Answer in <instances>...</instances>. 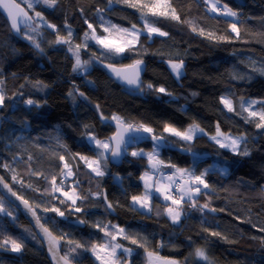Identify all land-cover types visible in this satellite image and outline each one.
<instances>
[{
  "label": "trees",
  "instance_id": "trees-1",
  "mask_svg": "<svg viewBox=\"0 0 264 264\" xmlns=\"http://www.w3.org/2000/svg\"><path fill=\"white\" fill-rule=\"evenodd\" d=\"M16 1L35 25L19 37L0 11V92L5 98L0 106V173L62 241L63 255L74 264H99L90 249L106 230L115 233L112 226H118L138 228L147 237L149 251L178 264H201L195 259L197 248H204L214 264H264V128H257L259 117L245 110L247 100L254 99L260 102L256 108L264 111V0H219L218 9L223 11L226 4L238 13L236 17L212 11L208 0H170L180 20L150 17L168 33L151 37L143 30L140 11L123 0H57L53 7L43 0ZM29 2L33 8H28ZM89 23L99 35L110 25L128 29L136 25L141 36L119 56L85 39L86 32L91 36ZM233 23L239 35L232 31ZM69 30L73 51L68 44L55 42L58 34L67 37ZM77 44L81 61L88 64L73 71ZM126 59L146 64L139 90L122 85L100 65H119ZM180 61L184 72L176 79L168 64ZM161 87L166 91L159 92ZM222 98L232 102L233 111L225 108ZM29 99L35 103L28 105ZM113 116L128 126L152 128V135L135 140L120 166L111 163L110 152L102 165L104 176H97L80 156L97 158L99 150L89 137L111 140L117 122ZM193 124L205 133L193 141L163 131L165 125L183 131ZM217 126L222 133L244 136L239 151L249 154L232 153L214 143L210 137ZM153 136L164 139L156 141ZM156 146L159 160L172 163L176 174L177 169L196 175L207 172L209 188L193 198L196 206L191 200L181 202L183 216L177 224L167 214L173 204L164 195H153L150 214L133 204V196L145 193L141 177L152 169L146 154ZM135 150L143 155L133 156ZM65 163L74 175L66 180L83 197L76 205L64 200L60 191L52 192L53 177L58 185L67 171ZM205 204L208 207L201 210ZM0 206L7 212L0 213V247L8 248L12 240L22 244L19 255L1 253L0 264H52L30 222L1 194ZM75 221H84V227L73 225ZM69 241L85 247L72 251L75 244ZM117 242L133 249L127 261L146 264L145 249L121 238Z\"/></svg>",
  "mask_w": 264,
  "mask_h": 264
},
{
  "label": "snow or ice",
  "instance_id": "snow-or-ice-1",
  "mask_svg": "<svg viewBox=\"0 0 264 264\" xmlns=\"http://www.w3.org/2000/svg\"><path fill=\"white\" fill-rule=\"evenodd\" d=\"M36 3H39V0H35ZM112 0H109V3H111ZM43 3L48 5L49 7L55 6L57 3V0H43ZM123 3L128 5L129 7H132L134 9H137L140 11L141 19L143 21V30H145L149 37H151L153 34H158L160 36H167L168 33L161 31L159 27H156L154 22L150 19V17H170L171 19L180 20L179 15L176 14L175 8H172L170 0H123ZM219 3V0H215V2L212 5V11H219L217 4ZM0 6H2L6 11L8 17L11 19V26L13 29L19 31L18 27V18H24L25 20L30 19V17L27 16V13L23 12L22 9H20L19 5L14 2V0H0ZM28 8H33L34 4L32 2L28 3ZM169 9L171 11H169ZM146 10V11H145ZM223 14L226 16L236 17L238 13L236 11H233L231 8H229L226 4L223 6ZM35 15L37 17L41 16V13L36 12ZM101 20L103 18L101 17ZM87 23V21H85ZM48 27L55 29V25H48ZM88 28L91 30V36H89V33H85V39H92L95 40L97 44H99L102 48L106 49L110 53L114 54H122L126 50H131V46H133L136 41H138L139 36L141 34V29H137L136 25H132L131 29L128 28H118L116 25H110L109 27H103V32L108 33V35H98L96 32V29L93 27L92 24H88ZM232 31L237 33L239 35V29L237 28L236 24L233 23L231 25ZM196 29L193 28V31ZM201 34L203 33V29L200 30ZM211 35V34H209ZM71 37L72 32L71 30L68 31L67 37L57 35L56 43H64L69 45V51H73V47L71 46ZM27 39H31L30 36H26ZM220 39H224V37H220ZM35 47L40 48L39 44H35ZM84 47H87V44L84 45ZM81 48V45L77 44L75 45V51L74 55L76 57L75 65L73 66V71H76L79 68H83L88 64V61H81L79 50ZM143 63L141 60H136L133 64L126 65L122 69L117 70L114 66L110 65L113 69V71L116 73L118 77H121L127 81L129 84H136L137 86H140V80H139V73L142 71L140 65ZM170 67L172 71L176 74L177 78H179L182 75V69H183V61H180L179 63H170ZM149 88L152 87L151 84L148 85ZM159 92L163 93L166 91L163 87L158 89ZM83 96V93H81ZM4 96L0 94V106L4 104ZM222 102L224 103L225 107L228 109V111H233L232 102L228 100L227 98H222ZM28 105H33L35 101L29 99L26 101ZM256 101H251L249 104V107H251L253 104H255ZM99 106H97L98 108ZM243 108V104L241 105ZM247 110V109H245ZM249 115L251 117H259L258 123H256L257 128H264V111L256 112V111H250ZM113 120L117 121V127L118 129L122 127V120L118 116H113ZM131 126H129V129ZM140 128L143 129L144 132L152 133V128L145 127L143 125L140 126ZM139 130V129H137ZM164 132L170 133L171 135L178 136L183 140H191L193 139V136L197 131L203 132V129L199 128V125L193 124L189 126V128L181 131L177 129L176 127H173L171 125H165ZM111 140L116 141V147L111 149V155L115 158L121 155V144L124 143L122 134L118 131L116 136L110 138ZM153 140L160 141L163 140V136H153ZM211 139L215 140L218 144H220L221 147H227L230 148L233 152L242 154V155H248L249 153L245 149L242 153L239 151L240 144L244 141V137H232L230 135H226L221 132L219 126H217L216 135L212 136ZM89 142H94L95 145L103 149L104 151L97 153L96 159H89L86 156H80V159L83 160L87 166L94 172L97 176H104L105 172L102 167V161L103 165L106 166V158L104 156V153L109 151V142L108 141H101L99 139H96L95 136L89 137ZM133 156H142V152H133ZM149 155V162L152 165L153 168H156L157 165L162 164V161H159L158 159H155L154 154L150 153ZM31 159V157H29ZM59 159L63 160L64 157L60 156ZM3 167L7 168L8 165L5 164ZM64 167L68 169L66 176L73 175L69 165L65 163ZM174 167V166H173ZM178 172L181 173V175H187L189 177L188 182L183 187H177L176 191L179 193V199H176L172 195L165 194V200H171L173 205L179 206L182 201H184L185 197H187L189 200L192 201V206L195 205V201L193 199L194 194H198L201 191L200 185H203L204 188H209V184L205 181L204 177L207 175V172H202L199 175H196L194 171L188 170V169H177ZM13 179L15 180L16 177L14 176ZM141 179L146 180L145 188L148 189L151 187L147 183V179H150V177L147 176V173L144 177H141ZM3 182V178L0 177V183ZM194 185V186H193ZM4 187L8 188L7 184H4ZM170 190V189H169ZM165 190V191H169ZM9 191H11V188H9ZM61 191V188L56 185L55 183V177H53L52 180V192H59ZM157 191H161V189H157ZM15 195V193H13ZM63 195L67 198V200L71 201L73 205L76 204V201L78 199H82L83 197H80L78 194L73 192L72 194H69L68 192H64ZM19 198V197H18ZM132 200L136 203H139L141 207H148V193H146L143 196H133ZM26 207H30L28 204V201H23ZM61 203H64L62 200ZM109 208H112L111 204H108ZM208 205L205 204L202 206L201 210L203 208H207ZM76 211H81L79 207L75 209ZM6 210L0 206V212H5ZM51 211L56 212L60 216H64V212L61 211L59 208H52ZM168 216L171 218L173 223H178L181 219V211L179 210V207H169L166 209ZM214 211V209H213ZM8 215H11V213H8ZM33 215H35V212H33ZM80 223H84V221H80ZM43 227V226H41ZM99 227V225H97ZM108 226H105L104 228H101V231H105V228ZM116 227V226H112ZM44 232L49 237V251L53 252V258L55 259V253L59 251V242L58 240L52 236V234L48 231L47 228L44 229ZM119 235L124 236V238L130 239L132 244H137L138 241L136 239H133L131 237H128L125 234V230L123 228H120L118 231ZM105 235L110 237V240L107 243L102 244H93L91 247V251L93 254L96 255V259L101 261V264H121L120 261V255L121 254H127L130 256L133 252V249L131 248H122V246L119 243H111V241H115L117 239V235L113 234L112 232L105 231ZM212 235H219V233H212ZM5 243H8V241H5ZM70 244L74 243L75 247L72 248V251H75L76 248H83L85 247L83 244L79 242H73L69 241ZM140 247H144L143 244L139 245ZM22 249V244L17 243L15 240L11 241V250L14 252H20ZM87 250V249H86ZM117 250H122L121 253L118 254ZM99 253H103V255H100ZM146 253V264H178L175 260H169L167 258L160 257L158 253L149 251L147 248H145ZM195 256L198 257L200 260L205 261L206 264H211V261L209 260V257L206 253V250L204 248H197L195 250ZM60 259L65 261V264H69L68 256H62Z\"/></svg>",
  "mask_w": 264,
  "mask_h": 264
},
{
  "label": "rangeland",
  "instance_id": "rangeland-1",
  "mask_svg": "<svg viewBox=\"0 0 264 264\" xmlns=\"http://www.w3.org/2000/svg\"><path fill=\"white\" fill-rule=\"evenodd\" d=\"M208 2H209V5H210V7H211V9H212V5H213V3L215 2L214 0H208ZM33 3H35L36 4V2L34 1ZM219 4H217V6H218ZM220 9V8H219ZM219 12L220 13H223V11H222V9H220L219 10ZM107 27H109V26H107ZM99 35V34H98ZM104 35H108V33H105ZM140 36H141V34H140ZM139 36V37H140ZM92 40V39H91ZM139 40V39H138ZM92 42L93 43H95V44H97L96 43V41L95 40H92ZM137 43H138V41H136V43L133 45V46H135V45H137ZM98 46H100L99 44H97ZM101 47V46H100ZM132 47V46H131ZM104 49V48H103ZM123 54V53H122ZM122 54H119V56L120 55H122ZM136 61V59H126V60H124L121 64H119L118 66H126V65H130V64H133L134 62ZM108 63H113V61H110V60H108ZM170 63H173V62H170ZM170 63L168 64V66H169V68L171 69V67H170ZM112 65H116V64H112ZM87 66V65H86ZM80 69V68H79ZM171 71H172V69H171ZM183 72H184V63H183V69H182V75H183ZM172 73H173V75L175 76V78L176 79H179V78H177V76H176V74L172 71ZM0 94H1V92H0ZM249 103L245 106V109H247L246 111L249 113L250 111H256V112H261L259 109H257L256 108V106H257V104L258 103H260L259 101H257V100H254V99H248L247 100ZM251 101H256V103L255 104H253L251 107H249V104H250V102ZM224 104V103H223ZM225 106V105H224ZM226 108V107H225ZM227 109V108H226ZM258 117V116H257ZM138 128H140V127H138ZM200 128V127H199ZM140 129H142V128H140ZM143 130V129H142ZM148 135H152L151 133H147ZM205 133H204V131L203 132H199V131H197L196 133H195V135L193 136V139H191V140H187V141H193L194 139H195V137H197V136H200V135H204ZM224 134H226V133H224ZM226 135H230V136H232V137H244V136H235V135H233V134H226ZM215 136V135H214ZM178 137V136H177ZM212 137V136H211ZM211 137H210V139H211ZM180 138V137H179ZM244 139H245V137H244ZM214 143H216L218 146H220V144H218L215 140H213V139H211ZM101 141H108L109 142V151H107V152H105L104 153V156H105V158H107L108 156H109V154H110V152H111V149H112V144H111V140H101ZM90 143V142H89ZM243 143V142H242ZM242 143L240 144V146H239V149H240V147H241V145H242ZM91 145H93V146H95L98 150H99V152H101V151H104L103 149H100V148H98L96 145H95V143L94 142H91L90 143ZM135 144V141H132V140H130V141H128L127 142V144H126V153H128V151H129V148H130V146H132V145H134ZM221 147V146H220ZM221 148H224V149H226V150H229L230 152H232V153H235V152H233L230 148H227V147H221ZM156 149L157 150H155L152 154H154V156H155V159H158L159 160V158H161L160 156V148H159V146H156ZM133 152H140V151H137V150H135V151H132L131 153H133ZM150 154V153H149ZM147 156H148V160H149V155L148 154H146ZM90 160L91 159H96V158H89ZM107 160V159H106ZM160 161V160H159ZM107 163V162H106ZM150 163V162H149ZM163 164V163H162ZM162 164H159V165H157V167L156 168H153L152 167V165H151V167H152V169H151V171H150V173H147V176L148 177H150V179H147V183L151 186V187H149L148 189H146L145 188V184H146V180L145 179H142V183H143V185H144V188H145V193H146V191H147V193H148V207H141V205L139 204V203H136V202H134L133 201V204H134V206H135V208L136 209H138V210H140L141 212H143V213H146V214H150L151 213V208H152V197H153V195L154 194H160V195H164L165 196V193H168V192H171V190H173L174 189V186H175V182L177 181V180H180V181H182V183H183V186L186 184V182H188V180H189V177L187 176V175H181V173L180 172H177V174L175 175V177L174 178H170L169 176H168V170H164L162 167H161V165ZM87 165V164H86ZM102 165H103V161H102ZM88 167V166H87ZM90 169V168H89ZM91 170V169H90ZM67 171H68V169H67ZM67 171L65 172V176H64V178H66L67 180H71V179H74L73 178V176L74 175H71V176H66V173H67ZM92 171V170H91ZM73 173V172H72ZM94 173V172H93ZM156 173V174H155ZM95 174V173H94ZM145 176V175H144ZM143 176V177H144ZM156 176H158V177H156ZM162 176H165V178H162ZM119 178L117 177L116 178V180H118ZM194 186V185H193ZM201 189L202 188H204L203 187V185H200L199 186ZM157 189H161V191H157ZM170 189V190H169ZM165 190H169V191H165ZM61 192V195H62V197H63V199L64 200H66V201H68L71 205H73L72 203H71V201H69V200H67V198L63 195V193L64 192H68L69 194H72L73 192H75L76 194H78L77 193V190L75 189V188H72V185H69V187L66 189V190H63V191H60ZM144 193V194H145ZM197 194H194V196L193 197H195ZM184 200H189L187 197H185V199ZM78 201V200H77ZM77 201H76V204H77ZM75 204V205H76ZM169 207H178L177 205H173V206H169ZM168 207V208H169ZM179 210L181 211V209L179 208ZM1 214H7V212L5 211V212H0ZM183 216V213H182V211H181V217ZM180 222V221H179ZM178 222V223H179ZM177 224V223H176ZM116 228V229H115ZM114 229L116 230L115 231V233H113V234H115V235H117V239L118 238H121L122 240H123V242L125 243V244H127V245H130V246H137V247H140L139 245L140 244H143L144 245V247H140V248H143V249H145L146 247H147V243H148V240H147V237L145 236V234L144 233H142L138 228H134V229H132V230H127V229H124L125 230V234L128 236V237H131V238H133V239H136L137 241H138V243L137 244H132L131 243V240L130 239H127V238H124V236H122V235H119L118 234V231H119V229H120V227H118V226H116ZM106 231H109V232H111L109 229L108 230H106ZM117 239L115 240V241H111V243H118L117 242ZM110 240V237H108V236H106L105 235V233H104V237L97 243V244H102V243H107L108 241ZM121 245V244H120ZM122 246V248H128V247H124L123 245H121ZM118 251V254L119 253H121V251L122 250H117ZM1 253H8V254H14V255H19V254H21L22 253V249H21V251L20 252H14V251H12L11 250V243H10V245H9V247L8 248H2V247H0V254ZM91 254H92V256L96 259V255L95 254H93L92 253V251H91ZM100 255H103V253H99ZM125 256V257H123L122 258V256ZM123 255H120V261H121V264H125L126 262H127V260H129L131 257H132V255H133V252H132V254L130 255V256H128L127 254H123ZM195 259H196V261L198 262V263H201V264H206V262L205 261H202V260H200L198 257H195ZM210 260V259H209ZM96 261L99 263V264H101V261L100 260H98V259H96ZM211 261V260H210ZM211 264H214L212 261H211Z\"/></svg>",
  "mask_w": 264,
  "mask_h": 264
},
{
  "label": "water",
  "instance_id": "water-1",
  "mask_svg": "<svg viewBox=\"0 0 264 264\" xmlns=\"http://www.w3.org/2000/svg\"><path fill=\"white\" fill-rule=\"evenodd\" d=\"M14 2L16 4L19 5L20 9L23 10V12L27 13V16L30 17V19L25 20L24 18H18V27H19V31L15 30L12 28L11 26V19L8 17L7 15V11L0 6V11L2 13V15L5 17V19L8 21L13 33L17 36L20 37L22 31L27 30V29H32L34 27V20L31 17V15L28 13V11L22 6L20 5L16 0H14ZM101 67L111 76L113 77L115 80H117L119 83H121L122 85L126 86L127 88H130L131 90H139L143 84V79H144V75H145V71H146V64L145 62H143L140 67L142 69V71H140L139 73V80H140V86H137L136 84H129L127 83V81L121 77H118L116 75V73L113 71V69L111 67H109L112 64H100ZM114 66L117 70L122 69L124 66H118V65H112ZM114 128H115V132L112 135V137L116 136L117 132L119 131L122 136H123V140L124 143L121 144V155L118 157H113L112 155L110 156V161L112 164L120 166L122 165L124 159L126 158V144L128 141L130 140H139L142 138H145L147 136V132H144L142 129L138 128V127H134L131 126V128L129 129V126H127L126 124H122V127L118 129L117 127V122H115L113 124ZM139 129V130H137ZM1 131H2V120L0 119V135H1ZM111 137V138H112ZM111 144H112V148L116 147V141L115 140H111ZM0 177H2L1 173H0ZM3 178V177H2ZM4 184L8 185V188L4 187ZM9 188H11V191H9ZM13 193H15V195H13ZM0 194L3 196V198L5 200H7L15 209H17V211L22 214L23 216H25V218L30 222V224L32 225V227L34 228L38 238L41 240V242L43 243L45 249H46V253L47 256L50 260V262L52 264H65V261L60 259V257L64 256L62 253V248H63V243L62 241L56 237L47 227H45V225L43 224V222L41 221L39 214L37 213V211L34 209V207L28 202L30 207H26L25 204L23 203V201H25V199H23L21 196H19L11 187L10 184H8L4 178H3V182L0 183ZM19 197V198H18ZM104 200L106 203V206L109 210V212L111 214H114V209L109 208L108 204H110L108 202L106 193H104ZM27 201V200H26ZM33 212H35V215H33ZM73 225L78 226V227H84V223H80V222H72ZM43 226V227H41ZM47 228L48 231L52 234L53 237H55L58 242H59V251H57L55 253V259L53 258V252L49 251V237L46 235V233L44 232V229ZM69 264H74L73 262H71L70 260ZM125 264H131V261H127Z\"/></svg>",
  "mask_w": 264,
  "mask_h": 264
},
{
  "label": "built area",
  "instance_id": "built-area-1",
  "mask_svg": "<svg viewBox=\"0 0 264 264\" xmlns=\"http://www.w3.org/2000/svg\"><path fill=\"white\" fill-rule=\"evenodd\" d=\"M168 149H170V145H169V147H167ZM174 165H172V163H163L162 165H161V167L164 169V168H167L168 170L169 169H171V170H169V172H168V176L169 177H171V178H173V177H175V175H176V168H175V166L173 167ZM69 183H68V181L65 179V178H62L61 180H60V182L58 183V186L61 188V191H63V190H66L68 187H69ZM182 186V182L179 180V181H176L175 182V186H174V189L173 190H171V192H168V193H166V194H168V195H172V196H174L176 199H179V193L176 191V189H177V187H181Z\"/></svg>",
  "mask_w": 264,
  "mask_h": 264
},
{
  "label": "crops",
  "instance_id": "crops-1",
  "mask_svg": "<svg viewBox=\"0 0 264 264\" xmlns=\"http://www.w3.org/2000/svg\"><path fill=\"white\" fill-rule=\"evenodd\" d=\"M155 174H156V173H155ZM64 176H65V175H64ZM64 176H63V177H64ZM156 177H158V176H156ZM162 178H165V176H162ZM193 198H194V197H193Z\"/></svg>",
  "mask_w": 264,
  "mask_h": 264
}]
</instances>
